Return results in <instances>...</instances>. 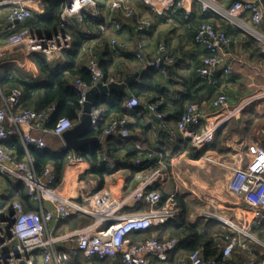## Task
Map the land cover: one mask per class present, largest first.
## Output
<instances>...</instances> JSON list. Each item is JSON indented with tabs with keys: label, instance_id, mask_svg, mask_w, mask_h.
<instances>
[{
	"label": "built area",
	"instance_id": "built-area-1",
	"mask_svg": "<svg viewBox=\"0 0 264 264\" xmlns=\"http://www.w3.org/2000/svg\"><path fill=\"white\" fill-rule=\"evenodd\" d=\"M63 3L61 11V25L73 22L72 17L80 19L84 14L96 16V0H58ZM153 12L165 8L171 0H146ZM43 0H0V8L7 7L4 20L0 21V60L10 59L15 52L42 53L48 62L60 57L62 52L71 48V37L63 31H57L51 36L32 33L24 23L32 16L34 4ZM183 6L185 0H172ZM204 9L212 5V0H201ZM121 12L125 17H138L136 29L145 32L152 27L150 16L140 15L138 8L127 0H110L109 17L100 23L101 31L109 28L120 29L121 21L114 16ZM228 15L232 21L240 23V19L247 15L255 25L252 31L261 38L264 49V32L259 30L264 26V0H233ZM259 27V28H258ZM195 41L207 49L208 54L202 59V64L196 68L198 76L215 83L214 74L218 70L231 73L232 67L224 64L223 46L229 45L232 38L226 31L217 28L209 21L199 25ZM128 43L117 36L110 37L109 49L114 56L128 53ZM132 55L142 61V71L147 69L158 70L167 75V66L173 64L175 58L169 51L168 45L160 42L152 57L144 54V44L137 42ZM91 73V81L87 82L79 76L71 80V85L79 95V102L83 105L88 90L98 81L103 83L118 81L119 75L104 79V71L100 59L95 51H90L85 63ZM23 91L20 87H12L4 92L0 89V175L8 177L14 182H23L27 195L36 204L35 208L27 209L24 203L13 199L5 203L3 197L10 195L8 190L0 188V264H69L72 257L83 254L88 261L93 258L105 259L120 256L123 264H173L171 255L181 245L182 237L166 236L162 239L156 236L134 238L132 233L145 230L179 217L180 207L174 196L166 199L158 206L162 195L157 185L162 179L164 170L159 166L155 169L144 164V160L152 158V152L139 155L133 160L134 178L137 180L141 199L147 203L148 209L137 212H128L130 194L135 189H128L124 183L111 184L95 192L89 193V205L85 206L74 202L71 198L60 193V185L56 184L57 173L52 163H46L38 171L29 148L44 149L48 147L46 135L60 137L65 130L74 123L66 116L58 117L52 126L50 119L55 111V104L37 110L23 106ZM143 102L146 110L159 120L166 130L168 138L174 139L180 133L187 136L196 147H202L213 139L214 129L207 123L201 122L208 115L209 107L224 111L229 107V97L225 92H219L208 105L205 103L189 102L173 125L168 123L167 112L160 109L157 102L140 100L137 96H130L125 105L127 108H136ZM242 107V106H241ZM241 107L239 109H241ZM238 109V110H239ZM89 129L103 126V135L116 134L128 136L130 128L126 116L108 118L103 107H93L91 111ZM200 125L199 131L193 126ZM188 131V132H187ZM264 135V129L258 130ZM18 137L23 145L25 155L18 159L16 154L8 150L4 142ZM59 151L68 153L65 166L67 175L77 169L83 171L84 160L63 140ZM103 161L109 168H114V162L103 156ZM233 173L228 182V189L240 196L248 205L249 221L238 222L227 219L216 211H205L203 219H212L227 226V231L221 235L223 245L218 255L205 257L203 248L199 247L184 253L175 264H222L232 259L236 250L242 253L241 264H262L257 260L262 255L264 261V238L254 233L255 227L264 224V137L263 142L254 140L247 145V155L242 159L240 166L232 168ZM80 174V173H79ZM48 204V205H47ZM50 204V205H49ZM84 213L92 218L89 227L77 229L56 235L53 227L74 213ZM64 243V247L58 244Z\"/></svg>",
	"mask_w": 264,
	"mask_h": 264
},
{
	"label": "crops",
	"instance_id": "crops-1",
	"mask_svg": "<svg viewBox=\"0 0 264 264\" xmlns=\"http://www.w3.org/2000/svg\"><path fill=\"white\" fill-rule=\"evenodd\" d=\"M96 1L97 5L94 10L97 11L98 16L102 17L101 22H105L109 17L110 0H105V2L104 0ZM127 1L138 8L140 15L151 17L152 27L145 32H139L136 29L138 17L129 18L125 17L120 11L116 12L114 16L121 21V28L114 29L111 27L107 31H101V38L89 39L84 42L76 62L85 65L88 53L93 50L105 65L103 71L106 77L111 78L119 75L118 81H122L127 75L134 74L142 68V61L137 60L131 53L136 48L138 41L143 42L144 54L147 57L154 55L155 48L160 42L166 43L175 61L167 66V75L164 76L159 72L157 79L166 88V95L163 99L166 101L164 108L168 114L170 125L175 123L176 117L180 112H183L187 105V101L179 104L180 99L187 96L195 97L201 103L208 105L219 92L227 93L229 107L224 111H217L208 105V115L200 125L207 123L209 127L214 129L213 139L202 147L194 146L187 136L180 133L170 140L159 120L149 114L143 102H140L136 108H127L128 111L125 115L128 120L130 134L121 137L129 138L138 150L147 151L145 154L153 152L154 156L162 157L155 167L162 166L164 170L157 188L161 195L166 194L167 198L175 195L183 198L187 206L188 222L194 223L203 219L202 214L205 211H216L225 218L238 222L249 221L250 215L247 203L228 189V182L233 173L232 168L240 166L242 159L247 155V145L254 140L263 142L264 137V135L258 134V130L264 129V59L257 56L260 52H264V49L261 46V38L252 31L255 25L247 15L240 19V23L231 20L228 9L233 0H212V5L207 9L202 7L201 0H185L183 6L177 5L176 2H171V0L165 8L156 12L151 10V6L146 0ZM153 2L155 1L153 0ZM33 7L34 11L31 17L46 12L44 1L40 4H34ZM7 9V7L0 8V21L4 20ZM30 18L24 23L25 26H29ZM203 21L213 23L233 38L232 43L223 46L224 64L231 66L232 72L225 73L223 70H218L220 78L217 83L216 81L215 83L208 82L198 76L196 72V68L202 64L203 57L208 54L207 49L195 41L196 31ZM259 30L264 32V26H261ZM4 35H2L0 43ZM112 36H117L120 40L126 41L129 52L119 57L114 56L109 49V40ZM249 38L257 41L256 48L248 43ZM84 52L86 53L85 56H83ZM31 54L26 55L19 51L13 53L10 57L16 55V68L13 69V73L28 82H33L38 75L31 64L32 61L30 62L33 58H31ZM67 61L68 59L62 52L60 57L54 58L50 63H53L54 67L61 68L66 65ZM137 80L138 78L135 81ZM124 90H128V85ZM30 106H34V104L32 103ZM240 107L241 109H239ZM81 113L82 111L80 115ZM239 115L241 116L240 121L237 119ZM200 125H195L193 128L199 131ZM115 136L120 135L115 134ZM45 137L48 147L59 151L58 148L62 146L63 140L50 134ZM99 137V142L104 143L106 135L102 134ZM174 150L175 153H172ZM198 150L205 151L199 158H194L192 154ZM117 154V161L121 163V166L119 168L114 166L115 169L110 174L100 175L94 173L81 178L80 174L85 172L88 164L86 162L79 163V166H83V171H78L71 185L72 187L68 186L70 175H67L64 169L63 180L59 186L60 193L71 198L74 202L88 206L90 192H95L111 184L124 183L129 187V190L132 189L130 192L135 189L130 194V205L125 210L128 212L147 210L148 205L141 199L139 194V182L133 177L134 159H130L129 164H127L125 150H121ZM98 156L101 163L108 167L102 159L106 155L102 152ZM109 160L114 162L111 159ZM216 166L221 167V170H218ZM0 188L10 192L9 186L1 178ZM3 200L5 203L10 201V195L3 197ZM165 201L163 203L160 201L158 206L163 205ZM31 203L32 207L35 208L36 204L32 200ZM4 211L0 209V214ZM73 216L84 217L87 222L74 229L69 228L67 225L63 232L59 234L89 227L93 222L91 217L81 212L74 213L71 218ZM60 223L61 221L53 227L54 233L59 228ZM153 228L134 231L132 236L143 238L150 230L152 233H157L152 230ZM223 233L217 234V237L221 240L220 247L223 245L221 239ZM254 233L256 236L264 238V224L259 228L255 227ZM166 236L168 235L164 234L163 238ZM184 239L183 237L182 241ZM58 246L63 248L64 243H60ZM176 252H183V250L179 246L173 254ZM78 257L83 260L82 264H97L93 261L96 258L88 261L83 254L71 259ZM261 258L262 255L257 256L258 262L264 264ZM177 260L172 261V263L175 264ZM234 264H237V262Z\"/></svg>",
	"mask_w": 264,
	"mask_h": 264
},
{
	"label": "trees",
	"instance_id": "trees-1",
	"mask_svg": "<svg viewBox=\"0 0 264 264\" xmlns=\"http://www.w3.org/2000/svg\"><path fill=\"white\" fill-rule=\"evenodd\" d=\"M46 5V12L44 14H36L29 20V30L34 34H42L45 36H51L57 31H63L71 37L72 45L70 49L64 51L65 57L68 59L67 63L63 67H54L53 63L46 60L45 55L41 53H32L30 60L31 64L37 72L33 82H28L23 78H20L13 73V67L4 69L0 73V89L4 92L9 91L12 87L22 88V104L41 110L46 108L50 104H55V111L50 119L49 126H52L58 117L66 116L74 124L78 122L80 112L82 111V104L79 102V93L72 88L70 84L71 79L75 76H79L87 82L91 81V73L86 69L85 65L78 64L76 62L78 53H80L81 47L84 42L89 39H99L102 36L100 29V23L102 21L101 16H91L84 14L80 19V24L74 22L61 25V11L63 9V3L58 0H43ZM232 38V37H231ZM233 42V38H232ZM231 42V43H232ZM251 46L257 47V41L253 38H249L248 42ZM110 53V51H109ZM259 58L264 59V52H260L257 55ZM102 69L105 65L103 61H100ZM103 64V65H102ZM104 66V68H103ZM168 70V67H167ZM106 71V70H105ZM159 71L155 69H147L142 71L137 81H133L128 85V90L112 91L107 94H101L96 97L94 106L103 107L106 110V116L108 118L126 116L127 107L125 105L126 100L130 96H137L140 100H147L151 102H157L161 110L165 111V100L163 97L166 95V88H164L157 79ZM121 77V76H120ZM104 73V79H106ZM220 75L218 71L214 74V79L217 83ZM184 101L198 102L199 99L195 97L187 96L179 100V104ZM34 106H30L31 104ZM139 106V105H138ZM181 112L179 113V115ZM179 115L176 117L178 119ZM103 133V126L95 129L88 130L85 135H97L101 136ZM219 134V131H218ZM120 137V138H119ZM119 138V139H118ZM5 147L13 150L18 159L23 158L25 151L23 145L18 137H13L4 142ZM121 150H125L127 157V164L130 159H135L139 155H146L147 151L138 150L133 142L126 137L115 136V134L106 135L104 143L94 142L90 146H85L80 149L78 154L88 162V168L84 173L80 174V177H85L89 174L99 173L110 174L115 168L106 167L101 163L98 156L99 153H104L109 159L114 161L115 167L119 168L121 163L117 161V153ZM30 155L34 160L35 167L40 171L46 163H52L57 173L56 184L60 185L63 180V170L68 161V153L66 151H56L49 147L44 149L30 147ZM205 150L195 151L192 156L199 158L202 156ZM175 153V150L172 152ZM153 154V152H152ZM99 157V158H98ZM159 156H152L149 160H144V164L150 168H155L159 162ZM136 168L133 167V170ZM0 178L7 183L10 190V199H18L22 201L27 209H32V203L27 195L26 186L23 182H14L6 176L0 175ZM168 196L162 195L161 203H163ZM180 207V215L177 218L166 221L165 223L155 226L152 230L157 233H152L151 230L144 235L143 238L149 236H156L162 239L164 234L168 236H180L185 239L181 242L180 249L184 253L202 247L203 255L205 257H214L218 255L221 246V240L217 237L218 233L227 231V226L220 223L217 220L212 219H200L194 223L187 220V206L183 198L179 195L174 196ZM87 219L84 217L73 216L66 221L69 228H76L82 223H86ZM177 251V250H176ZM183 252H176L171 255V262L177 260L183 255ZM241 254V253H240ZM236 250L232 255V259L222 264H240L242 254ZM81 258H74L69 261V264H82ZM97 264H122L121 257H107L105 259H94Z\"/></svg>",
	"mask_w": 264,
	"mask_h": 264
},
{
	"label": "water",
	"instance_id": "water-1",
	"mask_svg": "<svg viewBox=\"0 0 264 264\" xmlns=\"http://www.w3.org/2000/svg\"><path fill=\"white\" fill-rule=\"evenodd\" d=\"M72 21L76 24L80 23V19L76 16L72 17ZM141 72L142 68L134 74L127 75L122 81L113 80L108 83H103V81L100 80L96 85L91 87L86 94V100L82 105V113L78 122L71 128L65 130L62 134L65 143L68 144L75 152H79L81 148L90 146L94 142H98L100 140L99 136L85 135V133L90 130L89 126L92 120L91 111L94 107L96 97L112 91H123L127 85L139 77ZM237 119L240 121L241 116H237Z\"/></svg>",
	"mask_w": 264,
	"mask_h": 264
},
{
	"label": "rangeland",
	"instance_id": "rangeland-1",
	"mask_svg": "<svg viewBox=\"0 0 264 264\" xmlns=\"http://www.w3.org/2000/svg\"><path fill=\"white\" fill-rule=\"evenodd\" d=\"M104 2H105V0H104ZM237 37H238V34H237ZM85 54L86 53L84 52L83 56H85ZM10 67L16 68V55L12 56V58H10V59L3 58V60L0 61V73L4 69L10 68ZM216 167L218 168V170H221V167H219V166H216ZM69 219H71V216L68 217L67 219H64L61 221L59 228L55 231V234H59V233L63 232L64 228L67 226L66 221Z\"/></svg>",
	"mask_w": 264,
	"mask_h": 264
},
{
	"label": "bare ground",
	"instance_id": "bare-ground-1",
	"mask_svg": "<svg viewBox=\"0 0 264 264\" xmlns=\"http://www.w3.org/2000/svg\"><path fill=\"white\" fill-rule=\"evenodd\" d=\"M79 167H77L78 169ZM77 169H75L74 171L71 172L70 176H69V179H68V186H71L72 183L74 182L75 180V177H76V174H77ZM72 187V186H71Z\"/></svg>",
	"mask_w": 264,
	"mask_h": 264
}]
</instances>
